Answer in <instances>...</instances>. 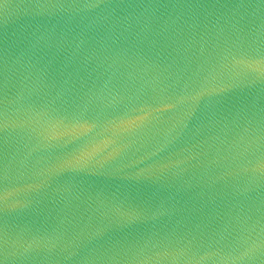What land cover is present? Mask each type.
I'll list each match as a JSON object with an SVG mask.
<instances>
[{
  "label": "water",
  "instance_id": "water-1",
  "mask_svg": "<svg viewBox=\"0 0 264 264\" xmlns=\"http://www.w3.org/2000/svg\"><path fill=\"white\" fill-rule=\"evenodd\" d=\"M0 264H264V0H0Z\"/></svg>",
  "mask_w": 264,
  "mask_h": 264
}]
</instances>
